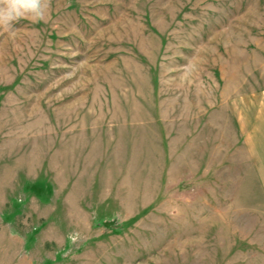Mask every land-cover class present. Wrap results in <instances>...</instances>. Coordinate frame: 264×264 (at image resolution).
Returning a JSON list of instances; mask_svg holds the SVG:
<instances>
[{
    "label": "rangeland",
    "instance_id": "rangeland-1",
    "mask_svg": "<svg viewBox=\"0 0 264 264\" xmlns=\"http://www.w3.org/2000/svg\"><path fill=\"white\" fill-rule=\"evenodd\" d=\"M263 120L264 0H51L0 29V264H264Z\"/></svg>",
    "mask_w": 264,
    "mask_h": 264
},
{
    "label": "clouds",
    "instance_id": "clouds-1",
    "mask_svg": "<svg viewBox=\"0 0 264 264\" xmlns=\"http://www.w3.org/2000/svg\"><path fill=\"white\" fill-rule=\"evenodd\" d=\"M50 7L51 0H0V29L14 35L20 20L40 22Z\"/></svg>",
    "mask_w": 264,
    "mask_h": 264
},
{
    "label": "crops",
    "instance_id": "crops-1",
    "mask_svg": "<svg viewBox=\"0 0 264 264\" xmlns=\"http://www.w3.org/2000/svg\"><path fill=\"white\" fill-rule=\"evenodd\" d=\"M264 121V120H263ZM263 139L264 140V132H263V135L262 136H260V138L259 139ZM264 146V145H263ZM264 157V156H263ZM256 161H258L259 163H260V168L264 171V159H258V160H256ZM262 164V165H261ZM263 176V177H262ZM261 177L262 178H264V175H262Z\"/></svg>",
    "mask_w": 264,
    "mask_h": 264
}]
</instances>
